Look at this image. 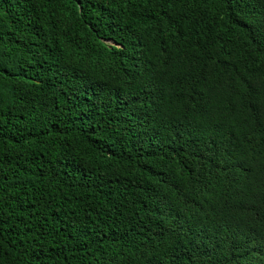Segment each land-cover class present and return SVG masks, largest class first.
I'll return each mask as SVG.
<instances>
[{
    "label": "trees",
    "instance_id": "trees-1",
    "mask_svg": "<svg viewBox=\"0 0 264 264\" xmlns=\"http://www.w3.org/2000/svg\"><path fill=\"white\" fill-rule=\"evenodd\" d=\"M0 264H264V0H0Z\"/></svg>",
    "mask_w": 264,
    "mask_h": 264
}]
</instances>
